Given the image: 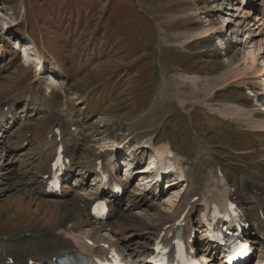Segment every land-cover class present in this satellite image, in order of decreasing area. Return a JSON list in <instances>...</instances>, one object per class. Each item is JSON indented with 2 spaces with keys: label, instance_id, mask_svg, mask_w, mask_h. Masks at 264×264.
Returning <instances> with one entry per match:
<instances>
[{
  "label": "rangeland",
  "instance_id": "obj_1",
  "mask_svg": "<svg viewBox=\"0 0 264 264\" xmlns=\"http://www.w3.org/2000/svg\"><path fill=\"white\" fill-rule=\"evenodd\" d=\"M263 2L258 0L256 5L263 7ZM229 4L234 7L236 2L0 0V111L16 101L24 111L18 115V124L0 135L1 243L21 238L32 247L38 242L35 233L46 230L44 225L53 219L67 226L87 220L88 206L78 194L93 188L83 170L97 158L108 163L124 140H130L136 154L142 140H154L155 147L170 146L176 161L190 175L188 184L177 190L188 189L187 202L194 203L198 188L213 184L221 170L218 178L227 177L238 200L246 197L248 207L256 203L264 208V128L258 127L259 119L264 120V87L256 82L250 85L255 84L250 79L232 82L233 67L243 64L248 56L247 36L256 31L248 25L254 32L245 35L239 30L236 38L228 32L221 39L217 35L194 37L210 25L222 27L228 19L250 17V10L246 14L231 12ZM11 35L24 39L30 35L51 72L38 77L21 55L8 50L3 39ZM257 48L253 50L258 57L256 71H263L264 50ZM33 58L31 55L27 61ZM53 72H64L66 81L56 79ZM229 75L230 85L224 88ZM188 76L200 78L197 86L185 79ZM48 79L52 85L53 79L58 80L59 87L50 90ZM29 95L33 100L24 108ZM41 106L49 111L44 112ZM54 127L62 129L67 151L73 136L85 138L79 152V146L77 153L73 149L69 152L76 153L75 165L85 167L79 168L77 176H81V185L85 181L87 185L67 197L70 206L60 213L38 208L46 199L36 194L44 187L41 172L52 156L46 140ZM25 139L30 144L24 155L10 156L8 149ZM102 150L106 154L101 155ZM10 164L12 168L7 166ZM140 180L134 181L118 205L120 215L125 216L119 220L127 225L120 229L121 236L116 239L120 242L142 229L139 220L135 223L138 212L150 218L167 200L162 193V197L153 196L154 201L148 194L143 196L148 202L141 198L134 202L132 196L142 193ZM246 202L242 199V206ZM193 206L198 209V205ZM38 246L27 249L34 254L41 251L43 243Z\"/></svg>",
  "mask_w": 264,
  "mask_h": 264
},
{
  "label": "bare ground",
  "instance_id": "obj_2",
  "mask_svg": "<svg viewBox=\"0 0 264 264\" xmlns=\"http://www.w3.org/2000/svg\"><path fill=\"white\" fill-rule=\"evenodd\" d=\"M244 1L245 0H243V2H240V0H237V2L239 4H241L242 6H244L245 9H241L240 6L236 7V5L234 7H231L233 5L229 4V6H230L229 11H231V12H238L239 11L241 13L244 12L246 14L248 12V10H252V9L256 10V8L253 5L243 4V3H245ZM259 1L262 2L264 0H259ZM232 2L233 1H231V3ZM248 7H250L251 9ZM230 14H232V13H229V15ZM234 17H236V16L233 15L232 18H234ZM249 18L250 17L243 16L242 18H236V20H234V21H230L228 19V21L224 22L222 27H217L216 25H210V26H208V28L200 31V33L195 34L194 37H196L198 35L200 37L210 38L211 36L213 37L214 35H217L219 37V39H221V35L225 32H228L231 36L233 35L236 38V37H238L239 30H242V32H244V34L247 35L246 33L249 34V32L252 31L251 29L253 28V26L251 25L252 28L247 29L248 25H249L248 24ZM259 23H260V21L255 22V25H257L256 26L257 28L254 27L257 29V30H255L256 34L251 35V36H247L245 44L247 46H249L247 48V49H249L248 50V56H247V58H244L243 64L237 65L238 64L237 63L236 66L233 67L232 73L234 75L233 78L235 80L233 79L232 82L241 83V82H244L245 80L250 79L253 83L256 82L258 85H261V86L264 85V82H263L264 81V70L263 71L257 70L258 71V73H257L256 67H258L257 66L258 57L253 54V50L255 47H258L257 48L258 50H264V29L262 28V25ZM253 32L254 31H252L251 33H253ZM9 42L13 43L11 41H9ZM26 43H29V45L26 46ZM14 44H19L18 47L21 48V52L26 53L24 55V62L25 63H31V62H28L27 60L33 54H27V53L31 52L33 42L31 40L30 41L29 40H19L17 43L14 42ZM262 54L264 55V52ZM34 59H35V57L33 58V60ZM36 60L40 62V58H38L37 56H36ZM41 68H42V71L45 70L44 65ZM43 68H44V70H43ZM255 71H256V73H255ZM249 75H252V76L250 77ZM227 78L228 79L224 81L225 83L223 82L224 88H226L230 85V83L228 81L230 79V75ZM185 79L187 81H190L195 86H197V82L199 81L200 78L198 76L197 77H192V76L189 77L188 76ZM52 83L56 86L59 85V81L56 79H53ZM256 83L250 84V85H256ZM31 97H28L29 101H32ZM16 104H17V102L10 105L9 109L6 111V113L3 111L5 109L4 108L0 112V115L2 114V116H5L6 118L8 116H10V114L14 115L12 113V111L14 110L12 106H14ZM13 118H14V116H13ZM258 127L264 128V120L259 119ZM2 132L3 131L0 130V135L2 134ZM72 139H74V142H72V144H71V147H72L71 149H73V152H76L77 147L81 143L80 141H83V139L80 137V135H77V136L73 137ZM0 144H1V141H0ZM25 144H26V140H24L19 146H16L15 150L10 149V150H13V153L11 156L16 158L17 154L22 152L21 148ZM47 144L51 147L53 144H55V142L54 141L47 142ZM0 149H2L1 145H0ZM169 149H170L169 147H164L163 145L160 147H155V151H153V154H152V156L155 157L154 158V164L158 163L163 158L164 154L167 153V151ZM174 160L177 163L178 168L183 170L182 173H180V175L182 177L184 176V179H187L188 173L186 174V171H184V165L181 163H178L175 158H174ZM98 161H100V159L94 160V162L90 163V165H88L87 168L83 170V172H84L83 174L85 176L93 175V179H94V181H96V183H97L98 177L95 173V168L97 166ZM11 165L12 164L7 165V166H10L12 168L13 166H11ZM105 166L111 168L112 170L115 169L112 166V161H110V159H109L108 163L106 162ZM144 168L145 167H143L142 169H139V170H134L135 177L138 179H141L140 180L141 184H139V186L142 188V193L137 194L136 198L135 197L133 198V196H132V200H134V202L136 200H138V198H141V201H143L144 203L148 202V200L146 201V199L143 198V196L147 197L148 194H150L149 193V187L152 186L153 177L151 175H149V173L151 172L150 171L151 168H148V169H144ZM77 169H79V168H75L73 173H76ZM79 179H80V177H79ZM79 179H77V182L81 183ZM124 180L128 181V178H125ZM189 180L191 182V178ZM211 182L208 185H206L207 183L202 184V186H200L198 188L199 195L197 197V200L194 201V203H193V201H189V202L186 201V199L190 193L188 191V189L185 190V192H183V190L181 192H179L177 190L178 189L181 190V188L183 189L184 187L182 185L181 186L176 185L173 189H171V191H170L171 195H169L167 200L160 203L161 205L157 209V213L155 215L148 218V217L144 216L142 212H138V214L134 216V218L136 219L135 223L139 220V223L137 222L139 224L138 227L142 228V229H140L136 233L135 232L131 233L128 237L123 239L122 242H120L116 239L118 236H121V230L120 229L125 230L127 228V225L122 220L121 221L119 220V219H125L124 218L125 216H124V214L120 215L121 214L120 213L121 208L118 207L120 200H115V201H111L112 210L110 212V220L107 222L106 226H103L100 228H94L97 225H94L92 220H89L90 221L89 223L84 222V221H88V220H82L81 224H79L78 226H73V225L67 226L68 224H66L65 222H63V221L58 222V221H55L53 219L52 223L49 222V223H47V225L46 224L44 225L43 228H47L46 230H42V231L39 230L38 233H35L36 237H38V239H39V242L43 243V247H42L41 251H35L33 254L30 250L24 248L23 255L20 258H17L16 254L5 250L2 253H0V264L7 262L8 259L12 256L16 257L17 264H29L30 260L35 261L36 264H42V263L46 262L47 260H51L55 256H58V255L63 256L66 253H73L74 257L76 256L77 253H78V255H81L86 251H89L90 254H92V255L93 254H100V253L105 252L104 246H106V245L109 247L110 251L121 252V254H123L127 258H129L134 264H146L147 260L153 254V248H154L155 242L158 239H160L161 237L164 240H166L167 238H169L170 234H172L173 232L175 233L177 231V229H175L176 228L175 224L185 213H188V215H194V213H196L197 210H195V207L193 206V204L198 205V206L200 204L209 206L211 203H214V202H220L221 203V202L228 200V199L231 200L234 197V195L230 193L229 189H227V180H226L225 176H223L220 179L217 178V181L214 180L213 184H211ZM133 183H134L133 180H129L128 186L133 185ZM187 184H188V180H187V183L185 184V186ZM77 185H78L77 183H74V186H77ZM46 186H47V184L45 183L44 188H46ZM97 186H98V184H97ZM128 186H127V188L129 189ZM101 189H103V188L98 186L97 188H95L96 191H94V189L84 190L83 194H78V195H80V196H78V198L80 197L79 199L81 201L83 200L85 202V205L88 206L87 209L90 208V210H91L94 203H96L98 200H103V199L107 198V196L101 191ZM44 190L40 191L39 195L41 198L45 197V199L46 198L47 199L44 200L43 204H40L38 206V208H43L45 210L52 209L55 212H59L61 210H65V209L69 208L70 202L66 199L72 193H76L73 190H69V188L66 187L65 190H63L60 195H55V196L49 197V196H46L44 194ZM53 197L57 198V199H54ZM176 202H178V203H176ZM132 204H133V202H132ZM140 204H142V203H140ZM121 206H122V204H121ZM131 206L132 205L130 204V207ZM153 207H155V206H153ZM38 211L40 212V210H38ZM262 212L264 213V209L262 210ZM89 216H90V213H89ZM43 217H45V215ZM55 217H57V216H55ZM59 219L60 218H56V220H59ZM43 223H45V222H43ZM39 224H41V223H39ZM74 225H76V224H74ZM263 231H264V229L258 228L257 230H255L254 236L255 237L258 236ZM88 240H93L95 242V244L98 246L97 249L89 248L86 244V241H88ZM8 241L9 240L7 239V241H5L3 243L0 242V244L9 245V247L13 248L14 246L12 245V243H10ZM142 241H146V243L145 242L142 243ZM50 254H51V256L49 257ZM200 258H206L205 261H203V263H205V264L210 263V259L208 257H203V255H202V256H200Z\"/></svg>",
  "mask_w": 264,
  "mask_h": 264
}]
</instances>
